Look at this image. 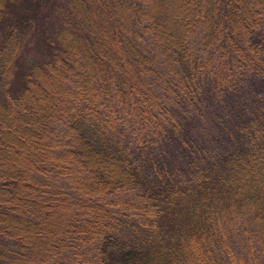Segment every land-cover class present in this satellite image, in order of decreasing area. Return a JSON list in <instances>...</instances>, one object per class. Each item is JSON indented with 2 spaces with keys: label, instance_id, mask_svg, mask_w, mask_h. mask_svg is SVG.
<instances>
[{
  "label": "trees",
  "instance_id": "obj_1",
  "mask_svg": "<svg viewBox=\"0 0 264 264\" xmlns=\"http://www.w3.org/2000/svg\"><path fill=\"white\" fill-rule=\"evenodd\" d=\"M43 2L0 0V264H220L264 230V0H67L14 93Z\"/></svg>",
  "mask_w": 264,
  "mask_h": 264
},
{
  "label": "rangeland",
  "instance_id": "obj_2",
  "mask_svg": "<svg viewBox=\"0 0 264 264\" xmlns=\"http://www.w3.org/2000/svg\"><path fill=\"white\" fill-rule=\"evenodd\" d=\"M21 9L25 11L24 6ZM39 10V21L31 16L28 19L24 18L20 20L24 27V49L19 62L13 67L14 76L10 80L14 93H18L21 89V77H23L21 71L23 68L29 66L35 60L43 59L45 55L44 47H37L35 45L36 43L43 42L47 37L51 38L54 32L61 27L63 17L65 19L67 15L68 3L67 0H44ZM29 23L31 25L27 28ZM143 47L147 51L148 44L143 45ZM154 52H158V56L155 57L158 64V73L164 74L166 77L167 70H164L166 69L164 67L165 63H162L164 58L161 57L162 54L157 49ZM163 85L165 86V84ZM163 85L159 87H163ZM2 95L3 92L0 89V100L3 99ZM234 220L236 222L229 229L230 233L228 234L227 241L224 243L225 252H222L224 258L220 264H264V230L252 219L251 214H241Z\"/></svg>",
  "mask_w": 264,
  "mask_h": 264
}]
</instances>
